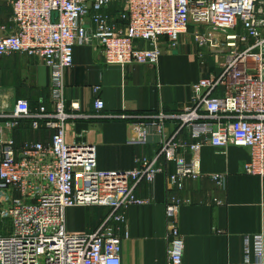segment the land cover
Here are the masks:
<instances>
[{"label": "built area", "instance_id": "obj_1", "mask_svg": "<svg viewBox=\"0 0 264 264\" xmlns=\"http://www.w3.org/2000/svg\"><path fill=\"white\" fill-rule=\"evenodd\" d=\"M6 1L12 30L2 26L0 60L22 53L49 66L53 108L42 101L33 109L27 99L0 107V264H123L120 226L130 206L146 202L137 195L139 184L153 182L170 163L171 185L182 189L187 180L200 179L204 146L247 147L251 159L244 172L264 176V0ZM115 4L122 8L113 17L107 10ZM189 31L220 72L195 83L191 102L179 113L150 115L152 122L139 126L138 142L154 128L162 136L154 156L138 159L131 170H100L95 145L66 138L75 116L70 110L80 109L79 101L67 107L65 95L74 47L96 41L107 64L154 65ZM95 107L103 109L104 101L96 99ZM22 120L35 130H54L51 141L18 147L12 132ZM169 122L176 125L170 135ZM183 133L194 141L190 160L178 153ZM179 205L173 199L167 206V264H185ZM76 206L110 212L93 232L69 234L67 210ZM251 238L244 264H264V234Z\"/></svg>", "mask_w": 264, "mask_h": 264}, {"label": "crops", "instance_id": "obj_2", "mask_svg": "<svg viewBox=\"0 0 264 264\" xmlns=\"http://www.w3.org/2000/svg\"><path fill=\"white\" fill-rule=\"evenodd\" d=\"M121 8L115 4L107 11L114 17ZM11 16L8 2L0 0V33L2 26L12 30ZM191 32L181 35L178 49L165 50L154 65L107 64L96 41L74 47L73 66L65 71V95L67 107L79 101L80 109L70 110L75 116L67 122L66 138L95 145L100 170H131L138 159L154 156L162 136L154 128L146 142H138L139 126L151 123L150 115L179 113L191 102L193 85L220 72ZM99 98L104 101L101 110L95 107ZM18 99H27L33 109L44 101L52 111L51 68L36 57L13 53L0 60V107ZM168 127L169 135L175 132L174 122ZM53 134L45 127L33 129L29 120H22L12 132L18 147L27 141L50 142ZM179 138L184 146L178 153L190 160L188 145L194 141L188 133ZM250 159L247 147L207 145L199 153L200 179L187 180L182 189L171 185L170 163L153 182L140 183L136 192L146 202L130 206L126 224L120 226L122 263L167 264V206L177 199L185 264H244L247 237L252 241L254 235L264 234V176L244 172ZM109 212L105 206L69 208L67 231L93 232Z\"/></svg>", "mask_w": 264, "mask_h": 264}, {"label": "rangeland", "instance_id": "obj_3", "mask_svg": "<svg viewBox=\"0 0 264 264\" xmlns=\"http://www.w3.org/2000/svg\"><path fill=\"white\" fill-rule=\"evenodd\" d=\"M193 28L191 27V30H192Z\"/></svg>", "mask_w": 264, "mask_h": 264}]
</instances>
